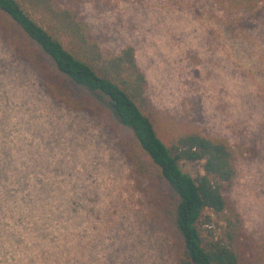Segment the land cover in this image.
I'll use <instances>...</instances> for the list:
<instances>
[{"label":"rangeland","instance_id":"rangeland-1","mask_svg":"<svg viewBox=\"0 0 264 264\" xmlns=\"http://www.w3.org/2000/svg\"><path fill=\"white\" fill-rule=\"evenodd\" d=\"M242 1L59 0L103 50L134 47L166 144L185 131L228 140L237 175L225 194L264 264V14L230 23L251 10ZM135 144L115 117L54 103L0 40V264H175L173 191L138 184L123 155Z\"/></svg>","mask_w":264,"mask_h":264},{"label":"trees","instance_id":"trees-1","mask_svg":"<svg viewBox=\"0 0 264 264\" xmlns=\"http://www.w3.org/2000/svg\"><path fill=\"white\" fill-rule=\"evenodd\" d=\"M240 3L251 10L240 4L243 9L230 18L234 25L246 14H264L263 6L255 9L250 0ZM0 40L14 60L35 71L54 103L73 112L111 115L131 130L136 144L123 155L138 184L148 181L173 191V224L180 242L175 264H260L259 252L225 194L237 175L232 146L197 131L179 133L168 144L159 137L147 78L132 45L103 50L78 10L59 0H0ZM183 161L201 162L202 172L186 173ZM4 197L0 191V205ZM19 199L35 200L28 191Z\"/></svg>","mask_w":264,"mask_h":264}]
</instances>
